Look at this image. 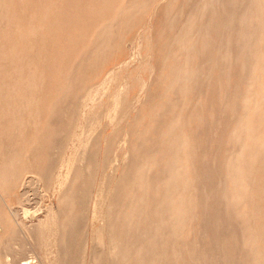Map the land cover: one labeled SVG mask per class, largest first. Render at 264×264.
Returning <instances> with one entry per match:
<instances>
[{"label":"rangeland","instance_id":"374dc122","mask_svg":"<svg viewBox=\"0 0 264 264\" xmlns=\"http://www.w3.org/2000/svg\"><path fill=\"white\" fill-rule=\"evenodd\" d=\"M0 264H264V0H0Z\"/></svg>","mask_w":264,"mask_h":264},{"label":"bare ground","instance_id":"6f19581e","mask_svg":"<svg viewBox=\"0 0 264 264\" xmlns=\"http://www.w3.org/2000/svg\"><path fill=\"white\" fill-rule=\"evenodd\" d=\"M39 182V181H38ZM26 214H28L27 212H26Z\"/></svg>","mask_w":264,"mask_h":264}]
</instances>
